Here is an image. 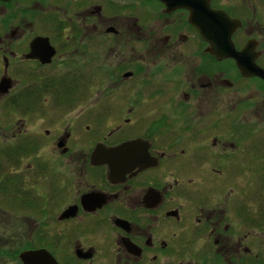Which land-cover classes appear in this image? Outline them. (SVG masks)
<instances>
[{"label":"flooded vegetation","instance_id":"obj_1","mask_svg":"<svg viewBox=\"0 0 264 264\" xmlns=\"http://www.w3.org/2000/svg\"><path fill=\"white\" fill-rule=\"evenodd\" d=\"M198 2L0 0V212L30 215L6 264L264 262V79L193 23L238 21L233 47L264 70V9ZM94 64L126 92H85Z\"/></svg>","mask_w":264,"mask_h":264},{"label":"water","instance_id":"obj_2","mask_svg":"<svg viewBox=\"0 0 264 264\" xmlns=\"http://www.w3.org/2000/svg\"><path fill=\"white\" fill-rule=\"evenodd\" d=\"M188 6L190 7V5ZM197 6H202L200 0L197 3ZM207 12V16L204 17L200 16V11L197 13L195 12L193 15V23L199 29L203 40L210 43L214 57L219 61L226 58H233L243 76H259L264 79V70L256 66L253 61H247L243 57L245 52H237L232 45L231 35L237 26H239V22L232 20L223 12H212L211 10ZM207 19L208 21H213V23H210L208 27L206 26ZM42 40V38H38L37 41L41 42ZM37 41L33 44V51L39 55L42 51L39 49L40 43ZM43 41L45 42V40ZM53 55L54 53H49L46 58L43 59V62L50 63ZM11 87V81H1L0 83V91L3 94H7ZM20 258L23 264H37V262H44V264H47L45 263L47 261L56 264L53 258L45 250L24 252L21 254Z\"/></svg>","mask_w":264,"mask_h":264},{"label":"rangeland","instance_id":"obj_3","mask_svg":"<svg viewBox=\"0 0 264 264\" xmlns=\"http://www.w3.org/2000/svg\"><path fill=\"white\" fill-rule=\"evenodd\" d=\"M260 1V2H259ZM262 2L264 0H256L255 4L260 6V8L264 9V6H262ZM262 6V7H261ZM102 45H105V43H102ZM104 53V51H103ZM94 54V53H93ZM104 56V55H102ZM93 69L85 70V81H91V83L88 86L87 93L88 94H116V93H125L126 85H123L122 88L116 86L113 81L109 80V76L106 73H104L103 70L100 69L101 66L99 64H94L92 66ZM102 70L101 72H97L98 70ZM96 70V71H95ZM94 71V72H93ZM97 73V75L93 74ZM91 77H87V76ZM93 77H97L96 79H93ZM116 82V81H115ZM42 122L39 121L38 125L41 127V130L46 128V124H41ZM47 154V152H46ZM3 205V202L1 203L0 200V206ZM3 212V213H2ZM0 212V226L1 224H7L9 225L7 228L1 227L0 228V264H6L10 262V260H14L16 254L21 249H25L29 247V228L30 225H28L29 219L28 216H30L27 213H23L21 216V220L17 221L14 219V214L6 210V213L2 210ZM26 216V217H25ZM40 216V215H39ZM18 222V223H17ZM14 223H17L20 228V233L23 234L22 242L20 244H14V236H15V228ZM25 234V235H24ZM3 238V239H2ZM261 252L262 257L264 261V239H262L261 242ZM264 264V262H262Z\"/></svg>","mask_w":264,"mask_h":264},{"label":"trees","instance_id":"obj_4","mask_svg":"<svg viewBox=\"0 0 264 264\" xmlns=\"http://www.w3.org/2000/svg\"><path fill=\"white\" fill-rule=\"evenodd\" d=\"M87 70V69H86ZM86 76V75H85ZM72 77V76H71ZM87 77H91L90 75L87 76ZM70 80H73L72 78H70ZM76 85L74 84V81H70V84H69V89H70V93L73 91V88L75 87ZM87 87H88V81H86V86H85V92L87 91ZM23 104H24V101H21ZM0 157H2V155L0 154Z\"/></svg>","mask_w":264,"mask_h":264}]
</instances>
